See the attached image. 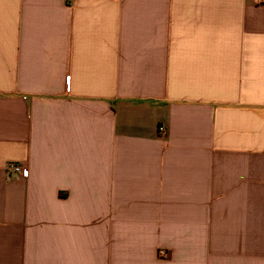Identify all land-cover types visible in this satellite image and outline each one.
Instances as JSON below:
<instances>
[{"label":"crops","instance_id":"obj_1","mask_svg":"<svg viewBox=\"0 0 264 264\" xmlns=\"http://www.w3.org/2000/svg\"><path fill=\"white\" fill-rule=\"evenodd\" d=\"M0 264H264V0H0Z\"/></svg>","mask_w":264,"mask_h":264},{"label":"built area","instance_id":"obj_2","mask_svg":"<svg viewBox=\"0 0 264 264\" xmlns=\"http://www.w3.org/2000/svg\"><path fill=\"white\" fill-rule=\"evenodd\" d=\"M8 170L13 176H26V167L20 163H9L7 165Z\"/></svg>","mask_w":264,"mask_h":264}]
</instances>
